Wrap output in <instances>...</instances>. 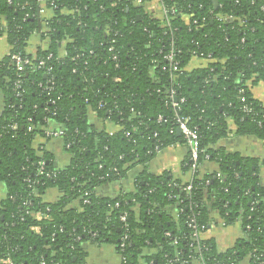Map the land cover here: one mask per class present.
<instances>
[{"label":"trees","instance_id":"16d2710c","mask_svg":"<svg viewBox=\"0 0 264 264\" xmlns=\"http://www.w3.org/2000/svg\"><path fill=\"white\" fill-rule=\"evenodd\" d=\"M136 1L44 0L51 15H41L43 0H0L10 45L0 62V264H85L83 242L114 244L122 264H264V160L216 147L229 120L235 134L264 141V103L251 90L264 83V0ZM36 33L45 44L31 53ZM15 54L32 60L20 88ZM195 57L204 65L186 69ZM169 89L184 99L178 110ZM91 111L119 130L98 131ZM179 117L199 137L196 159L189 149L184 162L188 182L147 171L157 147L186 144ZM50 121L64 130L65 166L35 145ZM205 161L218 171L200 175ZM139 165L134 190L97 195ZM49 189L59 200H45ZM236 223L244 237L232 249L203 238L212 225Z\"/></svg>","mask_w":264,"mask_h":264},{"label":"crops","instance_id":"0c3cea01","mask_svg":"<svg viewBox=\"0 0 264 264\" xmlns=\"http://www.w3.org/2000/svg\"><path fill=\"white\" fill-rule=\"evenodd\" d=\"M157 11V6L150 7V10ZM67 12V10H66ZM48 14L51 13L48 10ZM44 45V41H41L39 34H34L30 41L29 50L35 52L38 45ZM10 45L5 36L0 35V62L9 53ZM61 55L64 54L63 48L60 51ZM204 65L202 60L193 58L186 69L192 71L200 68ZM255 98L261 100L264 103V83H259L251 88ZM6 98L2 90H0V125L2 124L3 116L5 113ZM89 121L98 130H105L109 133L119 130V126L115 125L109 120L99 118L93 111L89 112ZM231 134L226 138L221 139L216 147H222L229 153L239 154L242 157L257 158L260 161L264 160V141L252 135H237L235 134L236 126L232 120H229ZM58 126L54 121H50L48 126L44 128V132L48 130H56ZM46 135V133H45ZM36 146H44L49 152H51L56 159L58 166H65L69 162L67 154L63 150V143L60 137H47L38 136L35 140ZM189 156V148L186 144L178 143L171 145L161 150L155 158L149 162L147 171L154 175H162L169 173L175 179H180L183 182H188L192 179L193 175L191 171H185L184 162ZM143 166H135L132 168L127 177L112 183H107L99 186L97 189V195L101 197H115L121 192L134 190V184L136 177L143 172ZM219 167L213 161H205L200 167V175H205L218 171ZM261 183L264 186V167L261 168ZM7 196V189L4 183L0 182V200ZM61 197V193L57 189H49L45 193V200L47 202H56ZM79 204V202H75ZM174 209H168L169 212H173ZM244 237L243 229L240 223H236L229 226L212 225L209 230L203 235L206 240H212L216 245L219 252H225L236 246L237 242ZM82 249L85 253V264H122L123 258L118 252L117 247L111 243H103L98 245L92 242H83ZM146 253H154L155 250L147 249ZM240 264H251L250 259H244Z\"/></svg>","mask_w":264,"mask_h":264},{"label":"built area","instance_id":"2783aa9c","mask_svg":"<svg viewBox=\"0 0 264 264\" xmlns=\"http://www.w3.org/2000/svg\"><path fill=\"white\" fill-rule=\"evenodd\" d=\"M136 2L137 3H140L141 0H137ZM42 4H43V7L39 10V14H41V15H47L48 14V10H47V7H46V5L44 3V0H43ZM158 7H159V5L157 6V8ZM172 12L174 14L175 13V10H173ZM164 14H165V12L163 11V15ZM226 19L231 20L232 19V16L231 17L228 16V17H226ZM172 57H173L172 55H167L166 58L172 59ZM12 59H13L15 65H16V67L21 71L18 74L19 80L17 81V85H16L17 88H20V82H21L20 79L23 77V70L25 69L26 65H28V64H30L32 62V60H31V58H28V57H21L18 54L13 55ZM40 64L43 65V62L41 61ZM178 64H179L178 62L173 63V71H177L178 70ZM18 95H20V94H18ZM168 97L172 99V106L174 107L175 110H178L179 107H180V103L184 101V99H182L181 101L178 100V98H177V92H176L175 89H169V91H168ZM246 110L247 111H250V109H246ZM178 123H179V128L178 129L181 131L182 135H184V137L186 139V145H187V147L189 149H193L194 150V155L193 154L191 155V160L193 161L197 157V146H198V140H199L198 133H197V131L195 129L191 128L188 125L186 119H184L183 117H179L178 118ZM32 129L33 128L31 126L29 128V130H32ZM45 133H46V136L47 137H60V138H62L64 136V130L61 129V128H59V127L56 130H51V131L48 130ZM112 133H110V134H112ZM157 149H158L159 152L161 151L158 147H157ZM195 163L192 164L193 171H195V169H196V164ZM45 172H46L45 163L44 162H41L40 163V174H44ZM221 175H222L221 173H218V177H221ZM28 181H31V180L28 179ZM184 190L189 195H191L192 190H193L192 183L188 184L184 188ZM194 218L195 217L192 218V221H191V224L190 225L197 230V224H194V221H195ZM121 221L126 224L127 217L125 215L121 216ZM194 237H195L194 238L195 241L197 242V245L199 246V233L197 231L195 232Z\"/></svg>","mask_w":264,"mask_h":264},{"label":"water","instance_id":"95a60500","mask_svg":"<svg viewBox=\"0 0 264 264\" xmlns=\"http://www.w3.org/2000/svg\"><path fill=\"white\" fill-rule=\"evenodd\" d=\"M215 2H217V1H215ZM178 132H179V134L181 135V131L179 130Z\"/></svg>","mask_w":264,"mask_h":264}]
</instances>
